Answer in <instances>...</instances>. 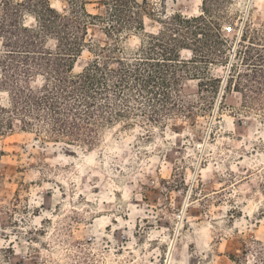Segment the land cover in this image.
Returning a JSON list of instances; mask_svg holds the SVG:
<instances>
[{
    "label": "rangeland",
    "instance_id": "obj_1",
    "mask_svg": "<svg viewBox=\"0 0 264 264\" xmlns=\"http://www.w3.org/2000/svg\"><path fill=\"white\" fill-rule=\"evenodd\" d=\"M88 2L89 12L103 11L100 0ZM148 2L156 15L203 12V0ZM52 3L63 11L67 1ZM220 13L221 33L233 40L245 24L262 28L264 0H226ZM158 20L147 15L145 31L116 37L123 57L158 32ZM88 35L74 74L112 42L99 24ZM210 68L222 81L210 104L199 81L186 79L191 113L166 116L140 98L92 147L39 140L18 122L0 135V264H237L233 256L261 264L256 250L247 259L244 251L264 242V105L226 89L228 68Z\"/></svg>",
    "mask_w": 264,
    "mask_h": 264
},
{
    "label": "trees",
    "instance_id": "obj_2",
    "mask_svg": "<svg viewBox=\"0 0 264 264\" xmlns=\"http://www.w3.org/2000/svg\"><path fill=\"white\" fill-rule=\"evenodd\" d=\"M65 1L60 11L52 0H0V95L8 96L0 103L1 136L16 131L18 122L20 130L39 140L95 146L101 129L131 118L129 104L140 98L162 106L166 116L191 113L182 97L186 79L199 81L198 95L210 104L222 83L212 74L213 65L229 69L226 89L234 86L246 102L264 105V25L245 24L239 36L225 38L220 12L226 0H203L196 17L156 15L148 0H100L103 11L97 14L88 11V0ZM147 15L159 19L160 29L123 57L116 37L145 31ZM98 24L112 42L74 74L89 26ZM183 51L191 58L183 59ZM153 114L157 121L160 111ZM252 250L264 264V242L246 246L245 259ZM243 257L233 261L241 264Z\"/></svg>",
    "mask_w": 264,
    "mask_h": 264
}]
</instances>
